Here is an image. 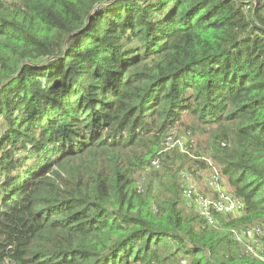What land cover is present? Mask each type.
I'll use <instances>...</instances> for the list:
<instances>
[{"label": "trees", "instance_id": "trees-1", "mask_svg": "<svg viewBox=\"0 0 264 264\" xmlns=\"http://www.w3.org/2000/svg\"><path fill=\"white\" fill-rule=\"evenodd\" d=\"M207 159L244 204L213 223L181 179ZM257 226L264 0H0V264H263Z\"/></svg>", "mask_w": 264, "mask_h": 264}, {"label": "built area", "instance_id": "built-area-1", "mask_svg": "<svg viewBox=\"0 0 264 264\" xmlns=\"http://www.w3.org/2000/svg\"><path fill=\"white\" fill-rule=\"evenodd\" d=\"M186 142L182 138H177L175 135L170 134L166 137L163 148L161 151H166L172 148H177L181 152L185 150ZM210 166V175L208 179L207 192L205 194L196 190L195 181L191 173L187 171L181 172V179L183 181V195L195 207L196 211L204 217L209 223H213V213L219 214H237L243 209V201L233 195L227 193L223 186L222 175L219 169L212 164L210 159H207ZM160 166L159 158L153 159L148 166H146L136 183L137 191L143 189L146 181V176L151 170L158 169ZM196 175L202 176L203 172L196 171ZM207 187V186H206ZM233 238L236 242L242 245L244 252L247 255L257 259L264 264V246L260 239L261 228L254 227L247 230L232 231ZM184 264V261H182Z\"/></svg>", "mask_w": 264, "mask_h": 264}, {"label": "rangeland", "instance_id": "rangeland-1", "mask_svg": "<svg viewBox=\"0 0 264 264\" xmlns=\"http://www.w3.org/2000/svg\"><path fill=\"white\" fill-rule=\"evenodd\" d=\"M182 131V130H180ZM173 135H176L175 132H172ZM175 133V134H174ZM188 134H183L181 133L182 135L181 136H177L176 137L178 138H182L185 142L189 139L190 140V146H203L205 140H206V134H203L201 131L199 130H192L191 132H187ZM189 173H191L190 171H188ZM192 176H193V179L195 181V186H196V190L198 192H202V193H205V194H210L209 192L206 191H202L203 189L207 188L209 189L208 187V179L206 181V178L210 175V173L208 172H203V175L202 176H198V175H194L193 173H191ZM222 180H223V186H224V189L227 193H231L230 191V188L227 184V180L225 177L222 176Z\"/></svg>", "mask_w": 264, "mask_h": 264}, {"label": "crops", "instance_id": "crops-1", "mask_svg": "<svg viewBox=\"0 0 264 264\" xmlns=\"http://www.w3.org/2000/svg\"><path fill=\"white\" fill-rule=\"evenodd\" d=\"M206 190H207V187H206Z\"/></svg>", "mask_w": 264, "mask_h": 264}]
</instances>
